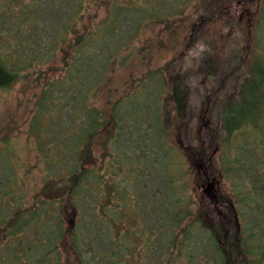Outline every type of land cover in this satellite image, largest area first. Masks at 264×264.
<instances>
[{
	"label": "trees",
	"instance_id": "16d2710c",
	"mask_svg": "<svg viewBox=\"0 0 264 264\" xmlns=\"http://www.w3.org/2000/svg\"><path fill=\"white\" fill-rule=\"evenodd\" d=\"M96 1L70 0L53 27L63 69L72 73L47 81L36 95L27 134L44 184L31 199L17 148L0 137V264H69L70 258L77 264H264V23L258 22L251 38L244 31L242 43L237 37L245 4L253 0H205L190 12L194 22L183 56L199 47L201 62L210 66L199 71L210 78L200 91L214 107L204 113L193 111L194 87L186 74L181 83L152 81L161 71L175 74V59L149 70L108 111L85 102L83 66L138 11L103 0L110 8L98 29L81 30L87 7ZM191 1L160 0L164 16L154 22L180 19L168 17L171 7L179 6V16L181 5ZM212 20L225 32L220 62L210 58L216 45L204 39ZM18 52L0 53V89L38 63L37 54L23 58ZM143 81L158 88L150 106L137 96L145 84L137 82ZM71 90V109L50 106ZM194 120L201 125L193 135ZM173 125L182 134L179 145L168 137ZM221 180L228 188L224 196L216 189ZM197 189H214L209 204L199 202Z\"/></svg>",
	"mask_w": 264,
	"mask_h": 264
},
{
	"label": "rangeland",
	"instance_id": "374dc122",
	"mask_svg": "<svg viewBox=\"0 0 264 264\" xmlns=\"http://www.w3.org/2000/svg\"><path fill=\"white\" fill-rule=\"evenodd\" d=\"M69 1L0 0V53H9V51L18 48V53H21L23 58L28 54H37L36 62L38 63L27 67L10 87L0 89V137L7 138L17 148L19 173L22 176L26 196L30 199L44 184L42 163L38 160L32 138L27 134L36 95L47 81L66 80L72 73L69 68L63 69L62 47L60 48V44L57 46L56 41L52 38L53 27L56 26L57 19L62 18L70 7ZM100 1L103 0L91 2L87 7L86 15L82 23L79 24L81 30L86 27L90 29V32H94L98 29V22L109 13L108 3ZM204 1L192 0L184 7L181 5L183 13L179 16L175 14L179 7L175 4L171 7L172 11L168 17L181 18L165 25L154 22V19L164 16L158 11L160 0H117L122 6H131L132 11H138L136 16L128 14L127 19H123L118 29L114 31L109 39V44L98 48L99 54H96L93 59L95 61L92 60L83 66L81 70L82 85L86 83V95H88L85 102L93 101L96 107L108 111L110 105L120 95L131 90L133 83L140 77L148 76L149 70L158 69L168 59H175L176 68H178L175 74L171 75L161 71L151 76L152 81L164 84L181 83L179 79L184 76L183 74H186L189 77V83H193L192 87H194L193 111L199 110L204 113L213 109V105L207 98L208 95L203 96L200 91L202 85L205 86L210 81L209 77L199 73L202 70L208 71L210 67L206 66L205 62H201L202 56L205 54L202 53L203 51L199 52L200 48L198 47L189 53V57L183 56L186 41L192 29L191 23L194 22L190 12L196 10ZM245 5L246 8L240 18L244 30L242 29L243 32L237 34L239 43L243 42L240 39H245L244 31L247 33V37L251 38L258 22L264 23V19L261 18L264 14V0H253V3ZM167 9L169 10L168 6L165 10ZM219 27L218 21L212 20L208 23L204 34L207 44L211 41L216 45L215 56H210L213 62H220L223 59L218 47L221 43V34L224 36L225 32L219 31ZM228 34L232 36L233 32L230 31ZM67 40L68 38H66ZM51 47L54 49L50 50ZM183 71L187 73H182ZM100 74L98 84L101 86L96 88L93 95L91 86L94 87L97 83L96 76ZM153 82H137L145 83L139 84L137 87V96L147 100L145 103L147 106H150L149 100L152 101L158 92V88L152 84ZM75 95V91L71 90L66 94V98L61 96L51 102L50 106L53 109L62 107L67 111L75 103ZM127 100L132 103L134 97ZM198 121H193V135L198 131L195 129L200 128L201 124ZM168 137L171 142L177 145L183 141L182 134L179 133L176 125L171 127ZM98 139L101 142L103 137L97 138L95 142V150L97 148V152L100 153L102 146ZM214 169L216 171V168ZM216 189L223 196L228 194L227 185L223 180ZM196 195L200 198L199 202H205L204 204L207 205L215 193L214 189H207V191L197 189ZM70 259L69 264H77L74 258Z\"/></svg>",
	"mask_w": 264,
	"mask_h": 264
}]
</instances>
